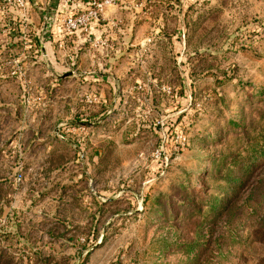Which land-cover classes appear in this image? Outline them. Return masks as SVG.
<instances>
[{
	"label": "rangeland",
	"instance_id": "1",
	"mask_svg": "<svg viewBox=\"0 0 264 264\" xmlns=\"http://www.w3.org/2000/svg\"><path fill=\"white\" fill-rule=\"evenodd\" d=\"M80 4L0 0V264H264V0Z\"/></svg>",
	"mask_w": 264,
	"mask_h": 264
},
{
	"label": "built area",
	"instance_id": "2",
	"mask_svg": "<svg viewBox=\"0 0 264 264\" xmlns=\"http://www.w3.org/2000/svg\"><path fill=\"white\" fill-rule=\"evenodd\" d=\"M8 5L20 10H25L28 0H4ZM68 3L72 0H66ZM85 8L76 14L69 16L65 21L66 35L72 36L79 32L88 31L93 22L99 20L105 10L114 6L118 0H83Z\"/></svg>",
	"mask_w": 264,
	"mask_h": 264
},
{
	"label": "crops",
	"instance_id": "3",
	"mask_svg": "<svg viewBox=\"0 0 264 264\" xmlns=\"http://www.w3.org/2000/svg\"><path fill=\"white\" fill-rule=\"evenodd\" d=\"M29 7V6H28ZM77 7H85V4H80L79 6H77ZM51 15V14H50ZM28 19H29V15H28ZM28 19H27V21H28ZM49 21L50 22H47V18H46V22H47V25L45 26L46 27V31L45 32H43V33H45V34H48L49 33V29L51 28L52 30H51V33H52V36H53V38L54 39H58L57 38V36H59V40H61L62 39V35H59L60 33H59V30H57L56 31V28H55V26H54V24H55V22H56V19H55V17H53V16H51L50 18H49ZM55 31H56V34H55ZM49 35V34H48ZM65 37H66V35H65ZM73 43H74V41H73ZM46 51H47V49H49V48H44ZM70 76V75H69ZM65 77H67V76H64L63 78H65Z\"/></svg>",
	"mask_w": 264,
	"mask_h": 264
},
{
	"label": "trees",
	"instance_id": "4",
	"mask_svg": "<svg viewBox=\"0 0 264 264\" xmlns=\"http://www.w3.org/2000/svg\"><path fill=\"white\" fill-rule=\"evenodd\" d=\"M262 156H264V154H262Z\"/></svg>",
	"mask_w": 264,
	"mask_h": 264
}]
</instances>
